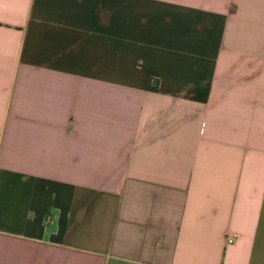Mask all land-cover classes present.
<instances>
[{
    "label": "crops",
    "instance_id": "1",
    "mask_svg": "<svg viewBox=\"0 0 264 264\" xmlns=\"http://www.w3.org/2000/svg\"><path fill=\"white\" fill-rule=\"evenodd\" d=\"M0 264H264V0H0Z\"/></svg>",
    "mask_w": 264,
    "mask_h": 264
},
{
    "label": "built area",
    "instance_id": "2",
    "mask_svg": "<svg viewBox=\"0 0 264 264\" xmlns=\"http://www.w3.org/2000/svg\"><path fill=\"white\" fill-rule=\"evenodd\" d=\"M232 237H233V235H228V238H227V239H228V241H229V240H231V239H232Z\"/></svg>",
    "mask_w": 264,
    "mask_h": 264
}]
</instances>
